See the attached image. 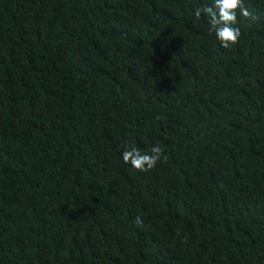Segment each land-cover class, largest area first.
<instances>
[{"label": "trees", "instance_id": "trees-1", "mask_svg": "<svg viewBox=\"0 0 264 264\" xmlns=\"http://www.w3.org/2000/svg\"><path fill=\"white\" fill-rule=\"evenodd\" d=\"M212 5L0 0V264H264V0Z\"/></svg>", "mask_w": 264, "mask_h": 264}, {"label": "clouds", "instance_id": "clouds-1", "mask_svg": "<svg viewBox=\"0 0 264 264\" xmlns=\"http://www.w3.org/2000/svg\"><path fill=\"white\" fill-rule=\"evenodd\" d=\"M240 15L249 17L251 13L247 8L242 7V0H213L212 6L197 8L194 15L200 19L204 14L209 18L210 31L223 48H229L238 43L241 32L237 25V10ZM162 158L160 147H152L148 152H141L135 146H129L122 153V159L139 171H148L156 166ZM166 159V157H165ZM137 225L142 227V220L137 218Z\"/></svg>", "mask_w": 264, "mask_h": 264}]
</instances>
